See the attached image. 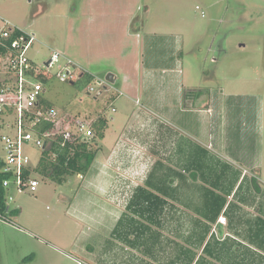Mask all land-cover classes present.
I'll list each match as a JSON object with an SVG mask.
<instances>
[{
	"label": "rangeland",
	"instance_id": "374dc122",
	"mask_svg": "<svg viewBox=\"0 0 264 264\" xmlns=\"http://www.w3.org/2000/svg\"><path fill=\"white\" fill-rule=\"evenodd\" d=\"M0 17L36 35V64L57 52L95 76L90 85L51 78L45 98L58 111L112 117L104 139L89 142L98 151L89 174L10 192L7 210L20 215L0 220V264H264L245 240L248 221L264 219V0H0ZM107 68L115 85L100 82ZM201 149L229 165L222 189L238 177L221 194L243 224L227 216L222 231L196 212L208 185L193 168ZM158 165L174 179L164 214L137 231L135 248L118 238L110 252L117 220ZM207 242L220 250L207 254Z\"/></svg>",
	"mask_w": 264,
	"mask_h": 264
},
{
	"label": "built area",
	"instance_id": "2783aa9c",
	"mask_svg": "<svg viewBox=\"0 0 264 264\" xmlns=\"http://www.w3.org/2000/svg\"><path fill=\"white\" fill-rule=\"evenodd\" d=\"M36 43L35 34L26 33L0 17V159L2 173L6 176L3 187L10 200H13L12 190L18 193L37 191L43 179L38 167L45 150L54 144L73 150L83 141L90 142L95 137L93 124L104 116L102 113L93 121L63 115L45 98L51 78L73 84L90 75L57 52L43 64H36L29 55ZM61 59L66 62L62 64ZM104 88L107 90V86ZM88 91L91 94L95 89L89 87ZM112 112L116 109L112 108ZM35 149L40 151L36 160L31 154ZM49 157L55 160L57 155L50 152ZM6 214L10 212L7 210ZM0 220L6 222L8 219L0 215ZM218 223L227 225V218L221 216Z\"/></svg>",
	"mask_w": 264,
	"mask_h": 264
},
{
	"label": "trees",
	"instance_id": "16d2710c",
	"mask_svg": "<svg viewBox=\"0 0 264 264\" xmlns=\"http://www.w3.org/2000/svg\"><path fill=\"white\" fill-rule=\"evenodd\" d=\"M93 80L92 76L85 75L82 79V84L88 85ZM185 95H188V93ZM184 99H186V97H184ZM111 120L112 119L109 117L101 116L93 124L95 133L93 139H104L105 132L109 128ZM71 149L72 148L69 146L63 147L59 144H54L52 148L45 150L44 157L38 167L40 175L44 179H50L59 185H63L70 177L89 174L96 160L98 151L90 149L89 142L86 141L78 144L73 150ZM50 152L56 153L57 157L55 160L50 159ZM200 153L202 154L203 160L200 159L198 163L193 162V168H196L197 171H201L204 182L208 185L202 187V204L201 207L196 209V212L210 223L216 222L221 214L224 213V215L226 217L228 216L230 219L231 226L235 223L239 225L243 224L241 217L237 220V217L234 216V213L237 211L235 203L229 202L227 197L221 194V191H223L226 195L230 196L238 183V177L235 181L230 182L227 188L222 189L224 186L223 182L226 180V170L229 168V165L221 166L214 161L207 160V151L204 149H201ZM2 168L3 161L0 159V215L8 219V215L14 217L18 216L20 212L16 209L11 211L10 214H6L8 193L3 187L6 176L2 173ZM191 177L194 182H198L199 176L197 172H192ZM173 183L174 179L171 177L170 173L163 171L159 165L156 166L150 173L145 187H139L135 190L128 203V214L124 215L118 222L114 231V236L120 240L130 241L131 244H135L134 241L130 240L131 236H135L137 231L148 229L150 225L157 222V219L164 214L167 200L173 196V193L169 192L173 190L171 188ZM251 184L256 193H261V188L256 177L252 178ZM240 186H242V184ZM138 224L139 227L137 228ZM245 232L247 233V240L256 244L259 249L264 250L263 217H256L248 221Z\"/></svg>",
	"mask_w": 264,
	"mask_h": 264
},
{
	"label": "crops",
	"instance_id": "0c3cea01",
	"mask_svg": "<svg viewBox=\"0 0 264 264\" xmlns=\"http://www.w3.org/2000/svg\"><path fill=\"white\" fill-rule=\"evenodd\" d=\"M82 69V68H81ZM82 71L84 72V73H87V74H89L90 76H92L93 78L95 77L91 72H89V71H86V70H84V69H82ZM103 73V75H104V81L107 83V84H111V83H109L108 81H107V77H111V75H112V80H114L115 82L112 84V85H115L116 84V82H117V79H118V77L117 76H115L116 74H115V72H113V69L112 68H107V69H105L104 70V72H102ZM123 135V134H122ZM120 137V136H119ZM14 210H16V209H14ZM17 210H19V212H20V209H17ZM19 215H20V213H19ZM222 216H224V215H222ZM16 217V216H15ZM123 217V216H122ZM122 217H120V219L122 218ZM221 217V216H220ZM219 217V218H220ZM224 217H226V216H224ZM219 218L217 219V221L216 222H213L212 224H216V226L217 227H219L222 231H225V226H227L228 225V222H227V225H222V224H219L218 223V220H219ZM227 218V217H226ZM120 219H118L117 220V224H118V222H119V220ZM149 225V224H148ZM150 226H152V225H150ZM116 227H117V225H116ZM116 227L111 231V233H110V238L112 239V241H114V243H113V245H111V247H110V252L111 251H114L115 252V250H114V248L115 247H117V243H115V242H117V240H119L116 236H114V231H115V229H116ZM150 230V227L148 228V229H146V231H149ZM224 233V232H223ZM225 234V233H224ZM133 238H135V236H131V238H130V240L132 241L133 240ZM115 239H117V240H115ZM140 238H137V240H139ZM245 240L248 242L249 240H247L246 238H245ZM204 241V239L202 238V242ZM148 242V241H147ZM225 242V241H224ZM229 242H230V240H229ZM228 241H227V243H225V244H223V245H226L227 244V246H226V249H227V251H228V255L230 256L231 255V251H232V249H230L231 248V246H229V243ZM222 243V242H221ZM250 244H251V242H249ZM138 243H135V245L134 244H132V246H134L133 248H135V246L137 245ZM211 244H213V243H209V242H207V244H206V246H205V249H204V251H206V253L207 254H209V255H212V250H220V249H218L219 247H220V245L221 244H219L218 242H216V243H214V245H212V249L210 250V251H208V247L211 245ZM248 246H250V245H248ZM215 247V248H214ZM225 249V250H226ZM203 251V252H204ZM261 251L263 252V254H264V250L263 249H261ZM186 252V251H185ZM183 253L185 256L187 255V253ZM247 252H248V254H247ZM245 254H244V257L246 256V255H249L250 256V253H251V251H250V249H248V251H247ZM112 255V254H111ZM178 260L179 261H183L182 260V255H178ZM107 258H109L108 256H107ZM248 258H250V257H248ZM260 260L262 259L261 257L259 258ZM258 258H256V260L255 261H260ZM109 260V259H108ZM177 260V259H176ZM173 261V260H172ZM147 263L149 262V261H146ZM242 262H247V260H245V258L243 259V261ZM144 263V262H143ZM142 263V264H143ZM146 263V264H147ZM128 264H139V262L138 261H134V259H133V261H132V263L130 262H128Z\"/></svg>",
	"mask_w": 264,
	"mask_h": 264
},
{
	"label": "water",
	"instance_id": "95a60500",
	"mask_svg": "<svg viewBox=\"0 0 264 264\" xmlns=\"http://www.w3.org/2000/svg\"><path fill=\"white\" fill-rule=\"evenodd\" d=\"M111 77H112V75H111ZM111 77H107V81H108L109 83L113 84L115 81H114V80H112V78H111Z\"/></svg>",
	"mask_w": 264,
	"mask_h": 264
},
{
	"label": "flooded vegetation",
	"instance_id": "af4514ba",
	"mask_svg": "<svg viewBox=\"0 0 264 264\" xmlns=\"http://www.w3.org/2000/svg\"><path fill=\"white\" fill-rule=\"evenodd\" d=\"M196 98H197V95H196ZM192 173V172H191ZM84 176V175H83ZM83 176L81 175L80 177H82L83 178ZM149 178V177H148ZM135 192V191H134ZM127 207H128V205H127ZM127 207H126V209H127ZM120 221V220H119Z\"/></svg>",
	"mask_w": 264,
	"mask_h": 264
}]
</instances>
